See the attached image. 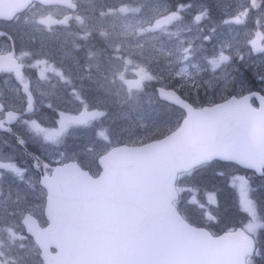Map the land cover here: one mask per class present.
<instances>
[{"label":"snow or ice","instance_id":"snow-or-ice-1","mask_svg":"<svg viewBox=\"0 0 264 264\" xmlns=\"http://www.w3.org/2000/svg\"><path fill=\"white\" fill-rule=\"evenodd\" d=\"M38 4L70 10L62 19L42 13L34 23L51 30L60 24L71 29L74 22L76 40L66 54L69 62L52 71L83 110L77 115L58 113L56 132L36 119L23 122L33 134L56 145L62 142L60 133L72 126L91 125L94 137L82 153L73 154L71 163L33 155L32 166L39 173L34 183L27 168L0 162V264H34L41 255V264H264V205L250 197L248 180L235 178L247 223L228 227L223 234L211 230L221 222L212 207L214 198L204 201L196 195L201 173L223 167L221 162L264 176V95L251 89L243 95L245 56L222 43L210 59L201 58L199 46L180 38L191 33L194 24L201 42L214 41L217 28L202 27L212 19L211 6L196 10L180 3L163 9L153 0H139L137 7H112L104 0H88L86 8L76 0ZM36 6L33 0H0V18L11 20L19 10ZM185 9L194 14L185 16ZM250 13L258 14L255 25L264 28V0H249L224 23H243ZM249 44L250 51L264 53L255 39ZM33 55L18 57L10 49L0 55V71L19 77L21 57ZM129 64L138 69L135 81L125 79ZM36 65L48 67L49 58L36 59ZM209 68L213 75L205 80L200 73L207 74ZM257 77L264 83V67ZM163 81L171 82L170 87L160 88L158 97L178 106L179 114L174 120L163 114L151 135L120 139L123 129L113 127L114 122L105 124L110 106L139 108L146 85ZM185 88L197 95L201 89H212L220 93V101L209 99L206 106L198 100L189 103ZM25 91L31 111L27 85ZM253 97L259 98V107L249 102ZM22 120L23 111L0 102V130L11 133L13 123ZM17 142L25 144L22 138ZM9 173L15 177V191L8 183ZM17 181L28 184L29 190L40 187L44 201L39 210L46 214L47 227H41L37 206ZM53 245L55 254L49 251Z\"/></svg>","mask_w":264,"mask_h":264},{"label":"rangeland","instance_id":"rangeland-1","mask_svg":"<svg viewBox=\"0 0 264 264\" xmlns=\"http://www.w3.org/2000/svg\"><path fill=\"white\" fill-rule=\"evenodd\" d=\"M83 7H88V0H81ZM128 0H104L108 6L120 7ZM249 0H153V3L159 7L163 5V9L172 7L173 4H192L196 10H199L205 5L211 6L212 19L211 21L203 22V29L207 31L210 27L217 28V34L214 41L201 42L199 39L200 31L196 25H192V32L182 35L181 39L193 41L202 50L199 54L201 58L210 59L219 49L220 44L228 43L234 46L241 55L245 56L246 66L242 70L247 82L245 90L250 89L251 82H258L257 86H263L264 83L257 77V71L264 67V53L256 50L250 51L252 46L250 40L255 39L256 48L264 47V28H258L255 25V20L259 18L257 13H250L247 18H243V23H224L225 20L231 21L234 14L243 10ZM139 1L129 7H137ZM162 9V10H163ZM51 13L56 17L58 10L56 8L45 9L35 7L29 13L15 19V23L4 24L1 29H4L15 36V53L18 57L21 53H33V56H23L21 61L25 64L23 80L30 83L29 91H31L34 101V110L23 114V120L14 123L15 140L11 136L4 134L0 130V162H12L21 165L28 169L27 176L30 182L34 183L39 175L37 170L32 166V156L40 154L44 161L47 158L49 161L57 159H71L73 154L82 153L89 146L94 137L93 126L77 125L66 129L60 133L61 143L59 145L49 143L42 137L33 134L29 125L23 121L36 119L41 122L42 126L52 132L59 131L60 117L58 113L65 112L68 115H77L83 109L79 103L71 98L67 92L66 86L62 85L52 71L55 66L59 68L61 64L67 65L69 57L66 55L72 48L73 42L76 40L75 26L69 28L66 25H52L51 30L47 28L37 27L35 21L38 20L42 13ZM193 11L185 9L184 15L191 17ZM59 19V18H56ZM74 25V22H73ZM260 33L257 36L256 33ZM15 33V34H13ZM10 40L7 36L0 38V53L10 50ZM83 55V53H81ZM49 58V66H37L36 59ZM198 58L196 63H200ZM27 66V68H26ZM138 69L134 64H129L124 71L125 79L135 81L138 79ZM189 74L192 75L194 70L189 68ZM47 76L44 79L41 76ZM200 75L205 79H210L213 73L209 68L207 74L203 71ZM169 81L158 82L152 85L148 83L145 88L144 101L139 108H134L131 111L121 109L114 105L110 106L111 117L105 124L113 123V127L119 126L123 131L120 134V139L127 140L129 135L148 136L151 135L154 127L160 123V117L167 113L169 119L174 120L180 110L173 108L171 105L161 101L156 93V86L162 85L170 87ZM253 85V84H252ZM155 86V89H154ZM191 87V85H189ZM23 87L17 81L13 72L0 71V101L7 103L10 108L23 111L27 104V94L22 89ZM244 90V91H245ZM239 91V89L237 90ZM185 95L197 99L195 92H190L188 88L183 89ZM205 92L203 89L199 93ZM211 96L220 97V93L213 94V90L209 89ZM151 98V99H150ZM163 103V104H162ZM52 107L49 108L48 105ZM165 104V105H164ZM91 110V109H90ZM42 118H39L38 116ZM17 137L25 141L24 145L17 142ZM15 142H14V141ZM28 146L38 150L37 152L28 149ZM37 153V154H36ZM62 154V155H61ZM55 166V165H53ZM221 170L212 169L207 172H202L200 177L199 188L200 192L196 193L198 199H204L203 194H212L219 206L218 213L220 214V225L224 227H234L247 223L248 214L243 210L241 205L239 181L236 177H244L248 180L250 188V197H254L258 204L264 205V176H253L252 173L242 172L235 169L232 164H225ZM224 172L221 176L218 173ZM8 183L12 184L13 190H16V184H13L15 177L9 173ZM257 177V178H256ZM20 189L29 191V197L32 204L36 207V217L42 225L46 224L44 213L39 210V206L43 204L44 197L41 195L40 187L37 186L33 190H29L28 184L18 182ZM204 184H210L211 190L205 189ZM208 186V185H207ZM34 240L30 247L34 245ZM42 259L39 257L34 264H41Z\"/></svg>","mask_w":264,"mask_h":264},{"label":"flooded vegetation","instance_id":"flooded-vegetation-1","mask_svg":"<svg viewBox=\"0 0 264 264\" xmlns=\"http://www.w3.org/2000/svg\"><path fill=\"white\" fill-rule=\"evenodd\" d=\"M138 1H139V0H128V1H126V3L129 4V5H132V4H134V3H137ZM76 2L82 5V1H81V0H76ZM33 4H36L37 7H41V8H43L42 6H40V5L38 4L37 1H33ZM34 8H35V7H29V8H27V9H24L22 12L17 13L16 16H15L13 19H11V20L0 19V27H2L4 24H7V23H11V22H12V23H15V19H16V18H19L20 16H23V15H25L26 13H29V12H30L32 9H34ZM55 8L58 10V12L56 13V17H55V19H56V18L62 19L64 15H66V14H70V10H68V9L65 8V7H55ZM73 26H75V24H74ZM0 33H5V34H6V35H0V38L3 37V36L11 37V40H10V43H11V44H10V49L15 51V36L10 35V33H9L8 31H6V30H4V29H1V28H0ZM13 34H15V33H13ZM13 74H14V73H13ZM257 83H258V82H255V83H254V82H251V87H250L251 91H253V92L256 91V92H259L260 94L264 95L263 86H262V85L260 86V84H259V87H258V86H257ZM252 84H253V85H252ZM247 93H249V92H248V89L245 90V91H243V95H244V94H247ZM196 97H197V99H195V98H193V97H189V96H187V95L184 94V98H186V99L188 100L189 103H191L193 100H198L201 104L207 105V102H208L209 99L216 100L217 102L220 101V97L211 96L210 93H209L208 91H207V93L202 92V93H199V95L196 94ZM161 101H163V102H165V103L171 105L173 108H176V109H178V110L181 111V109H180L178 106H176L175 104H171V103H169V102H167V101H164V100H161ZM251 103H252L255 107L258 106V100L256 99V97H253V98L251 99ZM13 125H14V124H13ZM13 125H12V129H13V131H12L11 133L6 132V131H2V132H3L4 134L8 135V136H11L12 139L14 138V140H15V128H14ZM14 140H13V141H14ZM14 142H15V141H14ZM36 154H37V153H36ZM38 155H39V154H38ZM40 156H41V155H40ZM223 163H224V164H232V166H233V164H234V163H231V162H223ZM234 165H235V164H234ZM233 167H234V166H233ZM234 168H235V167H234ZM235 169H236V168H235ZM242 169H244V168H242ZM204 172H207V171H204ZM247 173H252L253 176H256V175L254 174V172L251 171V170L247 171ZM256 178H257V177H256ZM207 185H208V186H207ZM203 186H205V187H204L205 189L211 190V188L209 187V186H211L210 184H204ZM199 192H200V191H199ZM209 196H212V194H210V193L207 194V199H205L206 195H205V193H204V194H203V198H204L203 200H204V201H207ZM212 197H213V196H212ZM214 200H215V199H214ZM212 207L215 208V209H217V210H218V208H219V206H217L215 203L212 204ZM217 214H218V217H219V219H220V214L218 213V211H217ZM196 223L200 224L201 222L197 221ZM239 226H242V225H241V224H240V225H236V226H234V227H232V228H236V227H239ZM226 228H228V227L221 226L220 223H219V224L215 225L211 230L214 231V232H217V233H220V234H221V233L223 232V230L226 229Z\"/></svg>","mask_w":264,"mask_h":264},{"label":"water","instance_id":"water-1","mask_svg":"<svg viewBox=\"0 0 264 264\" xmlns=\"http://www.w3.org/2000/svg\"><path fill=\"white\" fill-rule=\"evenodd\" d=\"M33 1H37L38 2V0H33ZM24 10V9H23ZM23 10H19L17 13H19V12H22ZM16 13V14H17ZM15 14V15H16ZM0 19H5V18H0ZM8 20V19H7ZM4 54H7V53H0V55H4ZM23 63V62H22ZM23 65H24V63H23ZM25 66V65H24ZM23 69H24V67H23ZM23 74H24V71L22 70V74H21V76H17L16 75V73H15V76H16V79L18 80V82L20 83V85L23 87L22 89L24 90V92L27 94V92L25 91V85H27L28 86V89H29V86H30V83L29 82H26V81H24L23 80ZM160 88H165V89H168L169 87H165V86H157V95H158V90L160 89ZM254 92H256V91H254ZM259 93V92H258ZM32 94V93H31ZM179 94V93H178ZM249 93H247V94H244V95H248ZM262 95V94H261ZM27 96H28V94H27ZM256 99L258 100V106L257 107H259V105H260V100H259V98L258 97H256ZM163 100V99H162ZM32 101H34V97H33V95H32ZM166 101V100H165ZM27 102H28V97H27ZM168 102V101H167ZM250 103H251V100L249 101ZM170 103V102H169ZM172 104H174V103H172ZM252 104V103H251ZM253 105V104H252ZM206 106V105H205ZM253 107H255L254 105H253ZM17 112H20V111H18L17 110ZM27 112H29V110H27V104H26V107H25V110H23V114L24 113H27ZM14 124V123H13ZM17 140H18V137H17ZM42 160V159H41ZM43 161V160H42ZM66 162H68V163H71V160H68V161H66ZM239 165V164H238ZM240 166H242V165H240ZM242 167H245V166H242ZM245 168H247V167H245ZM247 169H251V168H247ZM251 170H253L257 175H261L257 170H255V169H251ZM45 217H46V214H45ZM47 218V217H46ZM38 220V219H37ZM38 222H39V220H38ZM41 225V224H40ZM41 227H47V225H45V226H42L41 225ZM237 228H239V227H237ZM221 234H223V232L221 233ZM49 251L51 252V253H53V254H55V252L57 251V249L55 248V246L53 245L50 249H49ZM41 257V259H42V261H43V256L41 255L40 256Z\"/></svg>","mask_w":264,"mask_h":264},{"label":"trees","instance_id":"trees-1","mask_svg":"<svg viewBox=\"0 0 264 264\" xmlns=\"http://www.w3.org/2000/svg\"><path fill=\"white\" fill-rule=\"evenodd\" d=\"M26 68H27V66H26ZM155 84H158V82H152V85H155ZM154 89H155V86H154ZM163 104V103H162ZM165 105V104H164ZM33 110H34V107H33ZM39 118H42L40 115L38 116ZM28 149L29 150H31V151H35V152H37L38 150L36 149V147L35 148H32L31 146H28ZM221 164L222 165H225L223 162H221ZM238 171H242V172H247V171H249V170H247V169H242V168H240V167H238L237 165H233ZM221 169H223L222 167H216L215 168V170H221ZM210 170H212V169H209V170H206V171H210Z\"/></svg>","mask_w":264,"mask_h":264}]
</instances>
